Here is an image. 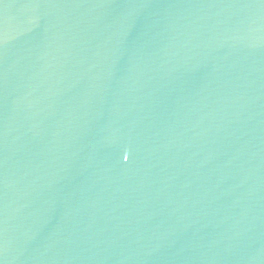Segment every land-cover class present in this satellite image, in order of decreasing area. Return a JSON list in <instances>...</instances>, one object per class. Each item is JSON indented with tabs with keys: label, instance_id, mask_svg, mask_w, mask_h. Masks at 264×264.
Wrapping results in <instances>:
<instances>
[{
	"label": "water",
	"instance_id": "water-1",
	"mask_svg": "<svg viewBox=\"0 0 264 264\" xmlns=\"http://www.w3.org/2000/svg\"><path fill=\"white\" fill-rule=\"evenodd\" d=\"M0 264H264V0H0Z\"/></svg>",
	"mask_w": 264,
	"mask_h": 264
}]
</instances>
